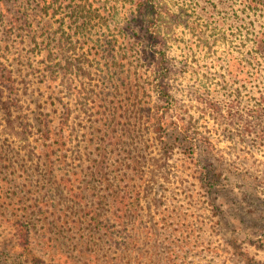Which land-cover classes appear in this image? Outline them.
<instances>
[{"label":"rangeland","instance_id":"1","mask_svg":"<svg viewBox=\"0 0 264 264\" xmlns=\"http://www.w3.org/2000/svg\"><path fill=\"white\" fill-rule=\"evenodd\" d=\"M155 1L163 10L156 30L166 39L175 69L170 82L174 104L168 116L177 125L162 133L152 128L148 132L145 118H141L142 138L133 142L131 152L124 153L128 156L127 179L122 181L121 173L116 187L123 189L127 182L137 208L133 217L142 214L145 226L154 224L146 230L154 232L149 233L151 237L160 236L156 250L162 256L158 261L151 251L148 254L152 255L143 257L147 247L141 242V232V238L133 236L137 244L131 245L130 264H170L168 258L178 259L189 251L193 264H216L213 254L219 255L218 264H264V137L249 131L256 130L260 112H264V107L259 111L264 95V58L259 50L264 42V0ZM99 4L111 6L117 14L135 7L132 0H101ZM152 20L141 29L134 28L140 31L143 44L154 29ZM33 30L39 32L36 27ZM33 38L35 41L28 29L11 32L10 49L4 53L16 74L20 102L32 125L29 141L19 135L12 137L16 154H8L18 159V176L11 178L19 188L24 185L23 190L32 191L25 196L34 203L49 185L43 160L38 157L43 140L37 130V112L49 116L62 106L49 104V72L43 61L48 55L36 45L40 37ZM135 44L131 50H140ZM131 59L133 68L140 70L139 60ZM74 72L68 70L64 80L63 101L68 122L80 136L90 125L89 110L82 105L80 84L84 78L75 79ZM146 74L139 79L143 83L138 111L147 116L144 107L150 98L145 88L151 75ZM55 119L58 121L57 116ZM8 216L0 212V264H36V257L45 259L41 264H102L96 253L83 249L88 233L84 237L80 231L70 232L69 237L53 235L55 247L37 231L25 246L27 239L19 227L7 221Z\"/></svg>","mask_w":264,"mask_h":264},{"label":"trees","instance_id":"2","mask_svg":"<svg viewBox=\"0 0 264 264\" xmlns=\"http://www.w3.org/2000/svg\"><path fill=\"white\" fill-rule=\"evenodd\" d=\"M92 1L0 0V33H3L0 36V200H4L0 203V212L9 215L7 221L23 232L27 239L25 246L37 231L51 242L53 235L69 237L70 232L80 231L82 237L89 234L83 240L86 246L83 249L96 253V260L102 264H130L131 245L137 244L133 236L141 238L139 233L144 232L141 242L147 249L143 257L155 251V259L159 261L162 256L159 257L156 248L160 236L151 237L154 232L146 230L154 228V224L145 226L142 214L134 219L137 208L126 188L127 182L123 189H118L116 181L121 173V180L127 179L124 169L128 156L124 153L131 152L133 142L141 140V124L148 127V132L152 128L161 133L172 124L177 125L168 116L174 104L170 82L175 69L166 50V39L156 30L163 10L155 0H132L133 10L117 14L111 6L99 4L101 0ZM152 18L154 29L147 34L148 42L143 44L140 31L134 28L141 29ZM34 27L39 29L36 34ZM20 29H28L32 41H35L33 37H40L36 45L40 50L46 49L48 55L43 61L49 72V104L62 106L61 111L53 109L54 115L37 112L40 125L37 130L43 140L38 157L43 160L49 185L34 203L33 198L25 196L32 191L23 190L24 185L19 188L11 178L18 176L15 167L18 159L8 154L13 153L12 137L29 139L32 130L28 113L20 102L16 74L4 53L10 49L11 32ZM135 42L141 46L138 51L131 50ZM259 50L264 58V42ZM131 57L139 60L140 70L133 68ZM73 69L75 79L84 78L80 84L82 105L89 110L90 125L80 136L77 128L68 122L63 101L64 80L68 70ZM146 72L151 75L145 88L150 98L148 107H144L148 110L147 116L138 111L141 83L148 77ZM144 74L146 78L139 83ZM261 97L263 105L259 111L264 107V95ZM261 116L256 130L249 131L264 137L262 111ZM141 118H145L143 123ZM10 181L14 184H9ZM52 246H55L53 242ZM189 252L168 261L193 264ZM217 257L218 254H213L211 258L216 264ZM34 261L41 264L45 259L36 257Z\"/></svg>","mask_w":264,"mask_h":264}]
</instances>
